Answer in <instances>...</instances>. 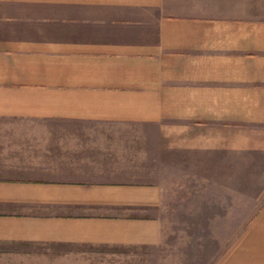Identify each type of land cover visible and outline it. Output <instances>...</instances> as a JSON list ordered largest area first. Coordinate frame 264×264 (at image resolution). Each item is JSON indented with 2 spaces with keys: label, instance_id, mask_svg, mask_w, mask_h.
<instances>
[{
  "label": "crops",
  "instance_id": "crops-1",
  "mask_svg": "<svg viewBox=\"0 0 264 264\" xmlns=\"http://www.w3.org/2000/svg\"><path fill=\"white\" fill-rule=\"evenodd\" d=\"M163 161L264 264V0H0V246L157 244Z\"/></svg>",
  "mask_w": 264,
  "mask_h": 264
},
{
  "label": "rangeland",
  "instance_id": "rangeland-1",
  "mask_svg": "<svg viewBox=\"0 0 264 264\" xmlns=\"http://www.w3.org/2000/svg\"><path fill=\"white\" fill-rule=\"evenodd\" d=\"M162 165L159 163L158 166L159 179L163 180L166 189L164 205L159 210L162 227L157 244L7 245L0 246V264H222L243 243L241 239L227 237L242 235L236 233L240 224L235 221L246 213L245 206L227 205L231 199L234 202L235 195L240 205L245 204L243 201L247 198L242 193L226 195L218 192L214 186L210 188L207 183L198 184L197 179L193 181L192 177L183 176L177 167L167 168L165 161ZM262 248L261 239H248L234 258H239L237 264H260L256 260L262 255Z\"/></svg>",
  "mask_w": 264,
  "mask_h": 264
}]
</instances>
